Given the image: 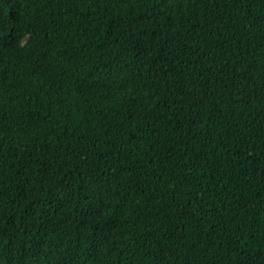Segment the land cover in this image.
Returning <instances> with one entry per match:
<instances>
[{"label": "trees", "instance_id": "16d2710c", "mask_svg": "<svg viewBox=\"0 0 264 264\" xmlns=\"http://www.w3.org/2000/svg\"><path fill=\"white\" fill-rule=\"evenodd\" d=\"M0 264H264V0H0Z\"/></svg>", "mask_w": 264, "mask_h": 264}]
</instances>
